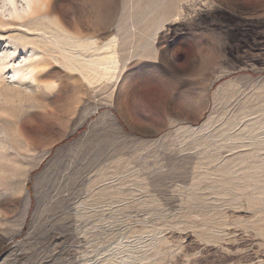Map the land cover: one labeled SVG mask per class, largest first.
<instances>
[{"label":"rangeland","instance_id":"1","mask_svg":"<svg viewBox=\"0 0 264 264\" xmlns=\"http://www.w3.org/2000/svg\"><path fill=\"white\" fill-rule=\"evenodd\" d=\"M0 264H264V0H0Z\"/></svg>","mask_w":264,"mask_h":264}]
</instances>
